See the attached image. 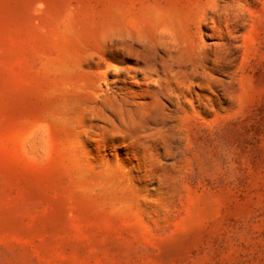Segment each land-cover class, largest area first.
<instances>
[{
  "label": "rangeland",
  "instance_id": "374dc122",
  "mask_svg": "<svg viewBox=\"0 0 264 264\" xmlns=\"http://www.w3.org/2000/svg\"><path fill=\"white\" fill-rule=\"evenodd\" d=\"M0 264H264V0H0Z\"/></svg>",
  "mask_w": 264,
  "mask_h": 264
}]
</instances>
